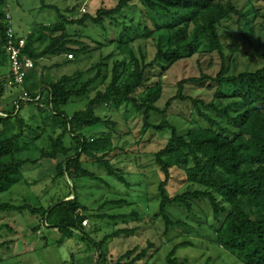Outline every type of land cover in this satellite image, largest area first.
Returning a JSON list of instances; mask_svg holds the SVG:
<instances>
[{
  "label": "trees",
  "instance_id": "trees-1",
  "mask_svg": "<svg viewBox=\"0 0 264 264\" xmlns=\"http://www.w3.org/2000/svg\"><path fill=\"white\" fill-rule=\"evenodd\" d=\"M8 1L0 0V67L10 61L6 52L11 30ZM238 1L118 0L114 6L101 7L93 15L83 10L82 16L75 18L76 7L62 12L42 0L45 8L58 12L59 19L51 25H38L25 37L23 55L35 63L24 84H29L25 90L29 101L18 100L12 111L0 109V194L23 181L24 168L47 160L58 162L54 180L105 183L88 168L90 164L104 171L108 178L130 187L118 160L121 153L127 152L116 143L121 140L116 131L119 124L99 111L120 112L126 123L139 117L143 123L142 139L149 132L170 135L166 145L153 153L154 166L163 178L156 194V211L151 216L164 223L165 235L175 228H186L189 233L187 218L197 219L200 230L204 227L213 241L239 263L264 264V44L254 32L252 36L243 33L245 25L264 18V13L254 5V0H243V6ZM231 25L237 27L239 36H234ZM89 26L104 37L101 43L93 35L86 37L96 45L94 49L84 43L85 36L68 30ZM138 42L145 44L136 51L134 45ZM241 46L252 50L250 56L257 58L260 67L236 71ZM96 49L101 51L100 61L87 72L80 70L54 82L43 74L48 67H42L40 61L45 58L71 55L73 59ZM105 49L112 51L105 54ZM198 54H218L222 59L220 72L180 81L176 96L160 109L158 104L165 91L163 76ZM71 59L67 57V62ZM94 72L86 79L87 74ZM10 75L11 66L7 75L0 74V107ZM188 85L206 86L212 91L211 101L186 96ZM83 99L87 100L83 110L72 114L65 111L74 100ZM176 101L192 105L195 129L183 135L166 119L159 125L151 123L153 114L165 115ZM28 104H34L33 111L37 113L26 120L21 111ZM93 127L105 131L88 137L84 131ZM57 130L60 134L54 137ZM67 136L71 137L70 147L65 144ZM44 137L47 147L40 149L36 144ZM138 144L142 150L147 141ZM136 161L135 158V164ZM177 173L186 190L171 194L169 188ZM149 200L147 197L146 209L152 210ZM201 203L208 204L212 224L207 213L204 221L196 217L195 209ZM132 204L118 198L105 201L92 211L74 186L73 192L60 194L45 207L2 203L0 217L10 212L41 217L46 226L60 232L59 243L75 236L93 243L98 255L95 264H150L154 257L150 252L156 248L150 242L146 248L136 247L118 258L109 249L103 250L115 239L130 238L138 232V227L119 225L140 221L143 214L135 208L130 213L115 212ZM176 209L185 212L186 218L176 217ZM96 222L114 227L100 241L88 231ZM191 246V242L175 245L166 264H180L178 251Z\"/></svg>",
  "mask_w": 264,
  "mask_h": 264
},
{
  "label": "rangeland",
  "instance_id": "rangeland-1",
  "mask_svg": "<svg viewBox=\"0 0 264 264\" xmlns=\"http://www.w3.org/2000/svg\"><path fill=\"white\" fill-rule=\"evenodd\" d=\"M118 0H46V5L58 7L62 12L66 8L76 7L75 18L81 17L83 10L87 13L95 14L97 9L101 7H111ZM243 0L238 1L239 6L245 5ZM254 5L264 13V2L254 0ZM7 15L10 17V27L15 35L26 37L38 25H51L58 21L59 14L55 10L45 8L42 0H9L7 6ZM246 10H250L246 8ZM73 17V16H72ZM93 27H75L68 28L69 32H78L83 38L84 43L91 46L93 49L96 45L90 41L87 36H94L99 43L104 40L103 34L99 35V30ZM231 30L234 36H239L238 29L235 25H231ZM255 33L256 39L264 44V18H257L253 23L245 25L243 28L244 35L252 36ZM113 37V36H112ZM241 43L239 40L238 44ZM144 42H138L134 45V49L144 46ZM151 51L152 45L150 46ZM264 55V47L262 49ZM112 49L104 50L105 54H109ZM241 53L237 55L236 71L240 72L246 69L255 70L260 67L256 62L257 58L251 57L252 50H248L247 46H241ZM153 52H151L152 54ZM153 54L151 55V57ZM69 55L45 58L40 61L43 67H52L45 69L43 74L49 81H57L63 76H71L77 71L87 72L90 68L99 63L101 51L96 49L86 55H80L73 59L72 62H67ZM211 58H213L211 60ZM260 61V59H258ZM64 63V64H63ZM62 64L61 67L55 68L53 65ZM10 61L8 65L0 67V74L5 76L10 69ZM222 66V59L218 54L213 56L196 55L192 59H187L176 66L163 76L165 85L164 97L158 104L160 109H163L167 102L174 98L177 93V85L180 81L192 77L199 78L202 74L216 76ZM38 72L42 73L41 69ZM95 75L90 73L86 75V79ZM29 84L17 87H6L1 101V110L12 111L16 103L20 99L27 102L28 98L24 96L25 90ZM99 89V88H98ZM95 92L91 94L93 97ZM185 95L200 99L209 103L212 99V91L206 86L200 87L196 85H188L185 90ZM87 100H74L70 103L65 111L72 114L76 111L83 110ZM0 110V111H1ZM34 104L24 106L21 111V117L26 120L32 113H37ZM192 105L188 102L176 101L172 104L169 111L163 114H153L151 123L159 125L163 119H166L170 124L178 129L179 134L183 135L188 130L195 129V125L191 120ZM100 115H109L113 120L118 122V143L122 149L127 151L121 153L119 161L121 167L126 171L127 181L130 187H126L120 182L108 178L106 173L98 168L88 164L94 173L104 180L105 183H98L89 180H81L75 184L69 179L54 180L56 176V166L58 162L43 161L37 166H28L23 170V181L14 186L9 192L0 194V204L11 203L17 206L26 204L33 206H48L52 199H56L60 194L68 195L73 187L76 186L77 192L81 200L89 208V210H98L105 201L118 198L128 199L133 202V206H125L115 210L117 213H130L133 208L143 214V219L131 220L128 224H120V228H135L138 227V232L130 237H121L112 241L109 246L104 249H109V253L115 258L120 257L127 251L139 247L146 248L148 242L153 243L156 247L150 252L154 255L150 259V264H166L165 260L172 248L183 242H191L193 246L182 248L178 251L180 264H241L234 257L223 251L216 242L213 241L211 234L208 231L200 230L198 220L188 219L187 222L191 227L189 233L186 228H175L169 235H165L164 223L160 220L153 219L151 214H154L157 207L156 194L163 176L158 173L154 166L153 153L164 147L169 139V133L157 134L149 132L142 139V126L139 117H134L128 123L124 121L120 112H103L99 111ZM124 114V113H123ZM51 129H47L49 132ZM105 131V128L93 127L85 129L84 133L88 137L96 136ZM53 134V133H52ZM60 134L57 130L54 134L56 137ZM44 137L37 142V147L40 149L47 147ZM142 140L147 141L145 148L141 150ZM67 147L71 146V137L65 138ZM141 150V151H140ZM140 151V152H138ZM141 153V154H139ZM136 158V164L134 160ZM128 173V175H127ZM176 174V179L170 186L171 194L176 191H185L186 186L178 180L180 177ZM150 198V207L152 210L146 209V200ZM203 210V211H201ZM174 215L178 218H186V213L174 210ZM183 212V213H182ZM205 212V213H203ZM208 216L209 222L212 224V214L208 204L201 203L196 209V217L202 221ZM201 218V219H200ZM90 225V224H89ZM97 227V230H96ZM114 227H109L107 223L96 222L91 224L88 231L100 241L103 237L111 232ZM206 229V228H205ZM62 235L56 229L49 228L43 222L41 217H33L29 212L24 213H4L0 217V264H95L97 259V249L93 243L80 239L75 236L72 239H67L63 243H59Z\"/></svg>",
  "mask_w": 264,
  "mask_h": 264
},
{
  "label": "built area",
  "instance_id": "built-area-1",
  "mask_svg": "<svg viewBox=\"0 0 264 264\" xmlns=\"http://www.w3.org/2000/svg\"><path fill=\"white\" fill-rule=\"evenodd\" d=\"M26 47V38H16L14 32L10 30L9 41L6 45V52L10 59L11 75L7 82L8 87L23 86L29 72L35 68L33 60L23 55ZM69 58H72L70 55ZM28 98L27 94H24ZM24 101V99H21ZM29 100V99H27Z\"/></svg>",
  "mask_w": 264,
  "mask_h": 264
},
{
  "label": "crops",
  "instance_id": "crops-1",
  "mask_svg": "<svg viewBox=\"0 0 264 264\" xmlns=\"http://www.w3.org/2000/svg\"><path fill=\"white\" fill-rule=\"evenodd\" d=\"M9 71H10V69H9ZM9 73V72H8Z\"/></svg>",
  "mask_w": 264,
  "mask_h": 264
}]
</instances>
